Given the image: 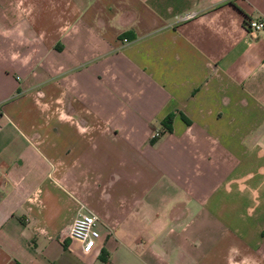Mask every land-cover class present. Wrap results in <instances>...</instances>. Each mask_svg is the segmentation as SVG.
Returning <instances> with one entry per match:
<instances>
[{
    "label": "crops",
    "instance_id": "0c3cea01",
    "mask_svg": "<svg viewBox=\"0 0 264 264\" xmlns=\"http://www.w3.org/2000/svg\"><path fill=\"white\" fill-rule=\"evenodd\" d=\"M259 17L264 0H0V264H264ZM78 211L87 253L65 235Z\"/></svg>",
    "mask_w": 264,
    "mask_h": 264
},
{
    "label": "built area",
    "instance_id": "2783aa9c",
    "mask_svg": "<svg viewBox=\"0 0 264 264\" xmlns=\"http://www.w3.org/2000/svg\"><path fill=\"white\" fill-rule=\"evenodd\" d=\"M191 14L177 16V20H183L190 17ZM249 32L264 33V17L248 19L245 24ZM153 136L158 132H153ZM97 217L88 211H78L67 225L65 235L80 244L81 253H87L94 242L98 239V231L96 229Z\"/></svg>",
    "mask_w": 264,
    "mask_h": 264
},
{
    "label": "trees",
    "instance_id": "16d2710c",
    "mask_svg": "<svg viewBox=\"0 0 264 264\" xmlns=\"http://www.w3.org/2000/svg\"><path fill=\"white\" fill-rule=\"evenodd\" d=\"M167 121H169V118L167 119Z\"/></svg>",
    "mask_w": 264,
    "mask_h": 264
}]
</instances>
